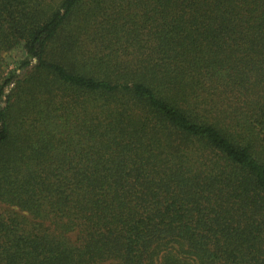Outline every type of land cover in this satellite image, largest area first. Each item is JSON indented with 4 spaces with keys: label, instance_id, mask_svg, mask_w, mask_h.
<instances>
[{
    "label": "trees",
    "instance_id": "obj_1",
    "mask_svg": "<svg viewBox=\"0 0 264 264\" xmlns=\"http://www.w3.org/2000/svg\"><path fill=\"white\" fill-rule=\"evenodd\" d=\"M0 264H264V0H0Z\"/></svg>",
    "mask_w": 264,
    "mask_h": 264
}]
</instances>
